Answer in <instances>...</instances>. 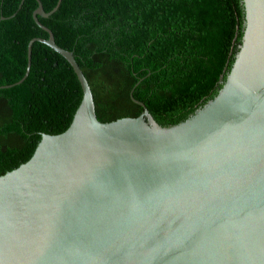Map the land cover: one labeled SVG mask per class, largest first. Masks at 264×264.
Segmentation results:
<instances>
[{"label": "water", "instance_id": "water-1", "mask_svg": "<svg viewBox=\"0 0 264 264\" xmlns=\"http://www.w3.org/2000/svg\"><path fill=\"white\" fill-rule=\"evenodd\" d=\"M83 97L70 126L42 133L29 160L0 175V264H264V0H243L245 27L218 95L185 121H101L74 52ZM6 18V17H2Z\"/></svg>", "mask_w": 264, "mask_h": 264}, {"label": "trees", "instance_id": "trees-1", "mask_svg": "<svg viewBox=\"0 0 264 264\" xmlns=\"http://www.w3.org/2000/svg\"><path fill=\"white\" fill-rule=\"evenodd\" d=\"M50 11L58 0H41ZM37 0H0V86L26 72L29 42L48 37ZM6 18H2V17ZM40 21L72 50L103 122L139 116L144 102L162 126L185 121L215 98L242 42L243 0H62ZM83 90L68 60L35 41L20 84L0 88V175L33 155L42 133L71 124Z\"/></svg>", "mask_w": 264, "mask_h": 264}]
</instances>
